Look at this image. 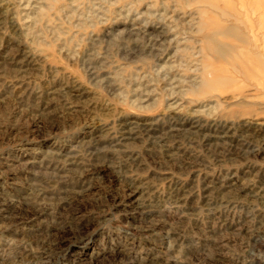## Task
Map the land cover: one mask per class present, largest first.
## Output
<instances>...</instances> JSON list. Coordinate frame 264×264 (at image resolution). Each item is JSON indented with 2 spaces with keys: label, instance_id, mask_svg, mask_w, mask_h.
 Instances as JSON below:
<instances>
[{
  "label": "rangeland",
  "instance_id": "374dc122",
  "mask_svg": "<svg viewBox=\"0 0 264 264\" xmlns=\"http://www.w3.org/2000/svg\"><path fill=\"white\" fill-rule=\"evenodd\" d=\"M263 29L264 0H0V264H264Z\"/></svg>",
  "mask_w": 264,
  "mask_h": 264
},
{
  "label": "bare ground",
  "instance_id": "6f19581e",
  "mask_svg": "<svg viewBox=\"0 0 264 264\" xmlns=\"http://www.w3.org/2000/svg\"><path fill=\"white\" fill-rule=\"evenodd\" d=\"M244 2V1H243ZM243 8V7H242ZM244 10V9H243ZM259 13V12H258ZM259 20H260V18H259ZM257 21H258V19H257ZM260 22V21H259ZM254 29V28H253ZM264 30V29H263ZM255 31V30H254ZM252 35H253V33H252ZM258 35V34H257ZM254 37H257V36H255V35H253ZM258 38V37H257ZM262 39H263V37H262ZM258 46V45H257Z\"/></svg>",
  "mask_w": 264,
  "mask_h": 264
}]
</instances>
